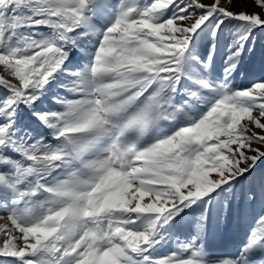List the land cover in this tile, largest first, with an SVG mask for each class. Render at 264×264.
I'll return each mask as SVG.
<instances>
[{
	"label": "snow or ice",
	"instance_id": "6c2138e0",
	"mask_svg": "<svg viewBox=\"0 0 264 264\" xmlns=\"http://www.w3.org/2000/svg\"><path fill=\"white\" fill-rule=\"evenodd\" d=\"M258 53L264 0H0V264H264Z\"/></svg>",
	"mask_w": 264,
	"mask_h": 264
},
{
	"label": "rangeland",
	"instance_id": "374dc122",
	"mask_svg": "<svg viewBox=\"0 0 264 264\" xmlns=\"http://www.w3.org/2000/svg\"><path fill=\"white\" fill-rule=\"evenodd\" d=\"M236 10H241L239 6H237ZM249 11H254L253 8L249 6ZM259 47V46H258ZM260 55L259 53L257 56L246 65L249 69L254 71V76H248L247 78H243L240 76H237L236 83L238 85H246L249 83L252 79H259L260 75L264 74L260 71ZM261 167H264V165H261ZM240 195V189L237 188V198L234 203H240L239 200ZM241 207L244 208V217L242 220V227L241 228H235L233 227L226 235L222 233H218L215 228L210 227L209 235H208V244L209 247L212 249L213 252L216 253H225V254H232L236 253L239 246L243 242L245 238V234L247 232V229L251 223L250 217L247 214V208L242 204ZM2 223V221H0ZM233 224L235 225V221H233ZM161 251H167V247L161 249Z\"/></svg>",
	"mask_w": 264,
	"mask_h": 264
},
{
	"label": "bare ground",
	"instance_id": "6f19581e",
	"mask_svg": "<svg viewBox=\"0 0 264 264\" xmlns=\"http://www.w3.org/2000/svg\"><path fill=\"white\" fill-rule=\"evenodd\" d=\"M1 223V222H0Z\"/></svg>",
	"mask_w": 264,
	"mask_h": 264
}]
</instances>
